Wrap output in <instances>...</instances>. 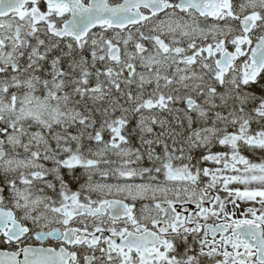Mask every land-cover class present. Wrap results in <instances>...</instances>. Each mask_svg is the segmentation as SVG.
I'll return each mask as SVG.
<instances>
[{"label":"snow or ice","instance_id":"1","mask_svg":"<svg viewBox=\"0 0 264 264\" xmlns=\"http://www.w3.org/2000/svg\"><path fill=\"white\" fill-rule=\"evenodd\" d=\"M0 264H264V0H0Z\"/></svg>","mask_w":264,"mask_h":264}]
</instances>
